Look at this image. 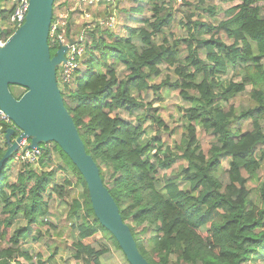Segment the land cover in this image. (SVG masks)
Segmentation results:
<instances>
[{"label": "trees", "instance_id": "obj_1", "mask_svg": "<svg viewBox=\"0 0 264 264\" xmlns=\"http://www.w3.org/2000/svg\"><path fill=\"white\" fill-rule=\"evenodd\" d=\"M176 1L117 0L118 6L130 4L123 7L129 17L124 24L128 35L99 24L88 31L73 82L62 91L65 105L149 262L248 264L264 254V181L260 204L252 200L248 186L249 177L264 163V6L260 4L264 0H221L236 3L224 10L226 17L218 24L203 19L204 14L216 17L218 7L199 0L180 21L185 38L168 31L176 21ZM0 17L7 22L9 12L0 11ZM15 30L5 29L1 36L7 38ZM163 66L175 79L167 76L153 83ZM230 70L234 74L227 79ZM248 85L252 104L238 110L232 100ZM163 88L178 92L189 103L176 150L163 140L166 123L147 100L150 92L163 99ZM247 120L251 128L244 131L242 123ZM148 121L158 127L154 136ZM9 126L3 124V133ZM198 128L215 139L207 152ZM7 149L5 140L0 144V162ZM41 149L36 163H15V151L0 175V264L54 261L55 255L45 259L41 251L33 252L24 243L42 238L34 225L53 226L51 200H67L75 186L82 187V196L69 202L68 217L75 219L78 230L73 257L81 264H102L109 245L121 247L96 217L84 176L56 142ZM54 153L60 158L55 166ZM178 159L187 165L172 175L162 174ZM223 160L229 164L227 182L222 177ZM18 216L27 223L13 230Z\"/></svg>", "mask_w": 264, "mask_h": 264}, {"label": "water", "instance_id": "obj_2", "mask_svg": "<svg viewBox=\"0 0 264 264\" xmlns=\"http://www.w3.org/2000/svg\"><path fill=\"white\" fill-rule=\"evenodd\" d=\"M55 1L30 0L25 22L0 47V109L21 130L14 141L16 129L9 127L5 131L8 149L0 162V175L5 162L24 140L31 139V149L41 147V143L56 142L84 176L96 217L114 235L129 263L152 264L141 253L131 226L123 220L65 105L57 68L65 61L68 48L62 46L53 55L49 45ZM12 85L24 88L25 92L15 96Z\"/></svg>", "mask_w": 264, "mask_h": 264}, {"label": "rangeland", "instance_id": "obj_3", "mask_svg": "<svg viewBox=\"0 0 264 264\" xmlns=\"http://www.w3.org/2000/svg\"><path fill=\"white\" fill-rule=\"evenodd\" d=\"M199 2V0H177L174 4L177 9L176 12V21H174L172 27L168 29L169 32L175 34L176 37H186L187 32L183 25L180 23L182 19L186 18L187 13L190 10H195V5ZM59 7L68 9L70 13L73 15V18L76 19V23H74V29L72 35L74 37L78 36L79 33L83 30V27L86 25L87 21L84 19L85 17L82 15V10L76 7V2L74 0H57ZM236 2H227L222 3L221 0H207L206 6L215 5L218 7V12L216 13V17L211 18L207 14L203 15V19L212 22L213 24H218V22L225 18L224 10L234 5ZM260 4H263L262 1ZM130 4L124 2L120 4V6L116 4L107 5L106 3H98L95 6H90L89 8L85 7L92 14V18H94V22L96 23L97 19H105L112 13H116L118 24L113 32H122L123 36H127L128 33L124 28V24L128 21V13L123 11V7L129 6ZM126 7V8H127ZM76 8V10H75ZM198 13H201L200 10H197ZM197 18V17H196ZM0 26H4L3 23ZM96 27L93 25L92 30ZM16 29V28H15ZM221 36L230 43V40L224 33H221ZM187 51H184L183 55H186ZM182 55V56H183ZM123 65L119 68V73L121 72ZM234 72L230 70V72L226 75L227 79L232 78ZM167 76H171L172 79H175L172 70H169L167 67L163 66V73L160 77L152 80L153 83L159 84L161 81ZM11 90L14 95H20L25 92V89L19 86H11ZM252 90V86L248 85L245 92L239 94L235 99L232 100L233 104L236 106L238 110H242L243 108H247L252 104L250 99V92ZM161 95H163V99L159 100L158 96L154 93L150 92L148 97V102L152 103L154 108L158 109L159 115L162 117L164 122L166 123L167 129L162 130V138L165 141L167 146H171L174 150L175 147L181 142V139L184 135V127H183V110L189 106V103L185 102L179 95L178 92L174 90H170L168 88H163L161 91ZM123 116L128 119H133L131 116L123 113ZM243 124V130H249L251 128V120H247ZM148 127L151 136L157 134L158 127L156 125H152L151 121H148ZM200 143L205 150L208 151L212 143L215 141L214 137L205 133L201 128H198ZM31 139L29 138L28 141ZM2 144V143H1ZM45 143H41L44 145ZM60 162V158L57 153H54V165H57ZM187 162L182 159H178V161L173 165L172 169L162 171V174L172 175L181 170L182 167L186 166ZM18 165L13 168V173L16 174L18 170ZM222 168L224 170V174L222 175L224 182L228 181V175L226 173V169L229 168V164L227 160H223ZM64 173L60 172L58 174V181H62ZM246 177H249V174H245ZM13 178V177H12ZM264 181V163L259 172L249 177L248 186L251 190V198L252 200L260 204V195H259V187L261 182ZM185 186V185H184ZM82 196V187L75 186L71 189V196L67 198V200H61L57 197L51 200V213L49 218L53 222V226H36L34 225V229L41 231L43 236L38 241H26L24 244L28 246L33 252L41 251L45 259H49L51 256L55 255L54 261H48V264H81L76 261L73 257V243L78 238V230L74 228L73 224L76 222L75 219H69V202L72 201L73 197H81ZM26 219L23 216H18L13 221L12 229L15 230L19 226L26 225ZM11 232V231H10ZM3 245L6 244L3 241ZM110 246V252L102 258V264H130L127 260L124 252L121 249L116 248L113 245ZM58 250L56 254H54L55 250ZM248 264H264V254L262 257H258L255 260H252Z\"/></svg>", "mask_w": 264, "mask_h": 264}, {"label": "built area", "instance_id": "obj_4", "mask_svg": "<svg viewBox=\"0 0 264 264\" xmlns=\"http://www.w3.org/2000/svg\"><path fill=\"white\" fill-rule=\"evenodd\" d=\"M67 1V0H64ZM76 2V7L82 10V15L87 21L86 25L83 27V30L79 33L78 36L74 37L72 35L74 29V23L76 19L73 18V15L68 9L59 7V4L56 3L54 6L53 17L49 30V45L52 51V48L55 50V55L60 47L67 46V51L65 53V61H63L57 68V81L61 91H66L67 86L71 85L74 78V73L77 67L80 65V62L84 56L87 45V34L91 30L92 26L99 24L104 26L109 30L113 31L117 24L118 19L116 13H112L107 16L105 19H97L96 23L94 18H92L91 12H89L85 7L89 8L90 6H95L98 3H106L107 5H114L117 3V0H74ZM30 0H0V11L9 12V19L7 22H4L3 18L0 17V24L3 23L4 26H0V47L4 46L7 38L1 36L3 30H8V28H18L21 26L27 17L29 12ZM76 10V8H75ZM73 42V43H72ZM4 123L9 124V127L16 129V138L21 134V130L18 129L10 117L0 109V144L4 143L6 140L5 132L2 131V126ZM15 138V140H16ZM30 141L24 140L20 146V149L17 150L14 157L15 163L20 162H31L36 163L41 154V147L38 148H29Z\"/></svg>", "mask_w": 264, "mask_h": 264}]
</instances>
